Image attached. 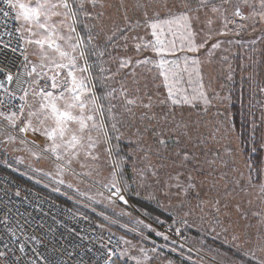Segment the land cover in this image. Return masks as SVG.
<instances>
[{
	"label": "snow or ice",
	"instance_id": "1",
	"mask_svg": "<svg viewBox=\"0 0 264 264\" xmlns=\"http://www.w3.org/2000/svg\"><path fill=\"white\" fill-rule=\"evenodd\" d=\"M257 41L264 0H0V164L56 194L2 182L0 264H264Z\"/></svg>",
	"mask_w": 264,
	"mask_h": 264
},
{
	"label": "rangeland",
	"instance_id": "2",
	"mask_svg": "<svg viewBox=\"0 0 264 264\" xmlns=\"http://www.w3.org/2000/svg\"><path fill=\"white\" fill-rule=\"evenodd\" d=\"M256 36H259V33L255 34ZM245 39H250L248 37H246ZM254 47H256L257 51L255 53H252L251 52V48H245L243 50V54L244 56H248V55H252L253 56V59L257 60V61H260V64L258 65V71L260 72V78H264V42H260V41H257V44L254 45ZM233 51L236 52V53H240L241 50L238 49V48H233ZM233 66L234 68H236V76H235V79L236 80H239V85H241V80H240V76H241V73H240V69H239V64H240V56L238 55L236 58L233 59ZM245 63H249V61L247 59H245L244 61ZM213 75H219L218 72H214ZM220 83H225L227 84V82L224 80L223 76L220 75V78L218 81H216V83L214 84V86H218V84ZM245 86L247 87V85L245 84ZM228 87H230V84H228ZM227 91V89H226ZM41 166H44V165H41ZM0 169L12 174L13 176L17 177V178H20L21 180L31 184L32 186L38 188L39 190L53 196L56 198V194H51L48 192V190L46 189H43L41 185H36L34 184V182L32 181H29L27 180L26 177H23V176H20L19 173H15V172H12L11 170L7 169L6 167H4L2 164H0ZM23 170V169H22ZM60 200L64 201V197H59ZM133 200H135V198H133ZM65 204V203H63ZM68 206H71V202H68V204H66ZM86 211V210H85ZM157 212H159L160 210L157 209L156 210ZM91 215V214H90ZM97 218L95 216H93V220H96ZM114 230H116L114 228ZM122 231V230H121Z\"/></svg>",
	"mask_w": 264,
	"mask_h": 264
},
{
	"label": "built area",
	"instance_id": "3",
	"mask_svg": "<svg viewBox=\"0 0 264 264\" xmlns=\"http://www.w3.org/2000/svg\"><path fill=\"white\" fill-rule=\"evenodd\" d=\"M5 179H10V180H13L15 181V183L20 186L21 188H28V189H31V192L32 193H39V195L41 197H49V199H54L51 195L47 194V193H44L43 191L39 190L38 188L32 186L31 184L23 181V180H20L18 179L17 177L13 176L12 174L0 169V187H3V181ZM24 195V193L22 192V196ZM29 199L32 200L33 197L31 195H29ZM57 203H60L62 207L64 206H68L66 204H63L59 201H57ZM70 207V206H68ZM21 210H24L23 208ZM29 211H31V208L28 209Z\"/></svg>",
	"mask_w": 264,
	"mask_h": 264
},
{
	"label": "trees",
	"instance_id": "4",
	"mask_svg": "<svg viewBox=\"0 0 264 264\" xmlns=\"http://www.w3.org/2000/svg\"><path fill=\"white\" fill-rule=\"evenodd\" d=\"M239 80H234L233 83L230 84V88L232 89V92H233V101L235 102L234 104V108H233V111L236 113V123H237V126L239 127V124H240V119H239V108H240V104H239V101H238V97L240 95V92H241V85H239ZM247 87L245 86V92H244V99L245 101L247 100V91H246ZM244 135H247V133H244ZM20 179V178H18ZM21 180V179H20ZM53 197V196H52ZM55 199V197H53ZM57 201L61 202V203H64V201L58 199ZM133 203H135V200H133Z\"/></svg>",
	"mask_w": 264,
	"mask_h": 264
},
{
	"label": "crops",
	"instance_id": "5",
	"mask_svg": "<svg viewBox=\"0 0 264 264\" xmlns=\"http://www.w3.org/2000/svg\"><path fill=\"white\" fill-rule=\"evenodd\" d=\"M45 193V192H44Z\"/></svg>",
	"mask_w": 264,
	"mask_h": 264
}]
</instances>
